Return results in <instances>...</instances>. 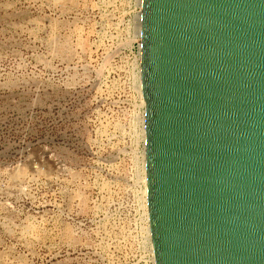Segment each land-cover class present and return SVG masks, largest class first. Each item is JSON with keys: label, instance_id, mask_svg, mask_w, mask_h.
Here are the masks:
<instances>
[{"label": "rangeland", "instance_id": "obj_1", "mask_svg": "<svg viewBox=\"0 0 264 264\" xmlns=\"http://www.w3.org/2000/svg\"><path fill=\"white\" fill-rule=\"evenodd\" d=\"M139 0H0V264H155Z\"/></svg>", "mask_w": 264, "mask_h": 264}, {"label": "water", "instance_id": "obj_2", "mask_svg": "<svg viewBox=\"0 0 264 264\" xmlns=\"http://www.w3.org/2000/svg\"><path fill=\"white\" fill-rule=\"evenodd\" d=\"M155 264H264V0H142Z\"/></svg>", "mask_w": 264, "mask_h": 264}, {"label": "bare ground", "instance_id": "obj_3", "mask_svg": "<svg viewBox=\"0 0 264 264\" xmlns=\"http://www.w3.org/2000/svg\"><path fill=\"white\" fill-rule=\"evenodd\" d=\"M139 4H140V7L142 5V0H139ZM139 29H140V36H141V13H140V24H139ZM141 87V85H140ZM144 125H145V118H144ZM144 134H145V131H144ZM145 172H146V169H145ZM145 182H146V177H145ZM147 194V192H146ZM146 201H147V198H146ZM147 204V203H146ZM148 234H149V239L151 241V245H152V240H151V232H150V227H148ZM152 252H153V248H152Z\"/></svg>", "mask_w": 264, "mask_h": 264}]
</instances>
